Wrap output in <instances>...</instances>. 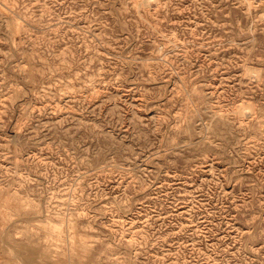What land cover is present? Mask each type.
<instances>
[{
	"label": "rangeland",
	"instance_id": "374dc122",
	"mask_svg": "<svg viewBox=\"0 0 264 264\" xmlns=\"http://www.w3.org/2000/svg\"><path fill=\"white\" fill-rule=\"evenodd\" d=\"M0 264H264V0H0Z\"/></svg>",
	"mask_w": 264,
	"mask_h": 264
}]
</instances>
